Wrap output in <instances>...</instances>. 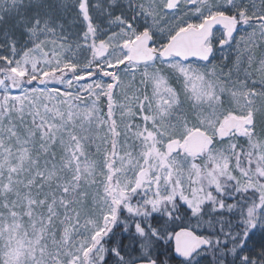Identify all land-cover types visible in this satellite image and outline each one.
<instances>
[{"label": "snow or ice", "instance_id": "6c2138e0", "mask_svg": "<svg viewBox=\"0 0 264 264\" xmlns=\"http://www.w3.org/2000/svg\"><path fill=\"white\" fill-rule=\"evenodd\" d=\"M0 264H264V0H0Z\"/></svg>", "mask_w": 264, "mask_h": 264}]
</instances>
